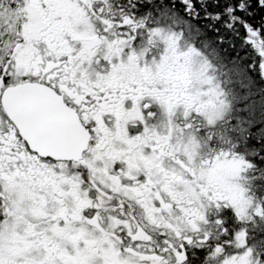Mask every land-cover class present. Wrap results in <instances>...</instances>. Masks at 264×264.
<instances>
[{
    "label": "snow or ice",
    "instance_id": "6c2138e0",
    "mask_svg": "<svg viewBox=\"0 0 264 264\" xmlns=\"http://www.w3.org/2000/svg\"><path fill=\"white\" fill-rule=\"evenodd\" d=\"M208 31L264 58V0H0V264H264Z\"/></svg>",
    "mask_w": 264,
    "mask_h": 264
},
{
    "label": "trees",
    "instance_id": "16d2710c",
    "mask_svg": "<svg viewBox=\"0 0 264 264\" xmlns=\"http://www.w3.org/2000/svg\"><path fill=\"white\" fill-rule=\"evenodd\" d=\"M197 45L215 46L214 61L216 67L221 69V76L226 75L228 70H230L231 81L234 82L236 90L238 92L245 91L246 94L248 93L249 101H259L263 104L262 115L259 117V115L256 114V117H259L258 120L253 123L254 126L252 124L247 126V131L243 139L247 141L248 151H251L249 144L251 142L253 143L252 152L254 158H250V160H252L255 167L251 172L255 175L260 174L264 176V77L258 70V65L264 58L260 56L255 46L250 44L241 45L239 47L229 46L228 44H218L210 31L206 33L201 43ZM238 78H242L244 85L237 83L238 80L235 81V79ZM254 104L255 103H253V105ZM253 107L256 108V105Z\"/></svg>",
    "mask_w": 264,
    "mask_h": 264
},
{
    "label": "flooded vegetation",
    "instance_id": "af4514ba",
    "mask_svg": "<svg viewBox=\"0 0 264 264\" xmlns=\"http://www.w3.org/2000/svg\"><path fill=\"white\" fill-rule=\"evenodd\" d=\"M197 47H198V50H200L202 54L207 57V59L210 61L212 65L210 74H212L217 79V82L220 83L225 93L226 99L232 102L231 84H230L232 78L230 76V70H228V73L226 75L221 76L220 74L218 76V73H220L221 69L219 67L218 68L216 67L215 61H214V57H215L214 51L216 47L213 45H197ZM216 73H217V76H215ZM237 95L239 96L243 94H237ZM157 112H158L157 120L162 122L165 119L164 114L162 113L160 109H157ZM178 118L181 119V122H183L182 114H179ZM232 121L234 120L232 118L231 110H230L225 121L221 124H218L215 129H209V132L204 133V134L197 133L198 139L205 145V154H212L214 152H218L221 150L234 151L236 154L243 156L248 161L252 162L250 158L251 159L254 158L253 152H252L253 143L251 142L249 144L251 151L250 150L248 151L247 141L243 139L244 134L247 131V128L244 129L243 131L242 130L238 131L237 129L233 130L232 128L233 126L231 125ZM198 126L204 127V128L208 127L203 122H200ZM221 132L223 133L222 137L219 136ZM213 133L216 134L218 138L215 140H212L211 145L209 147L207 144L208 137L210 134H213ZM250 175H254L255 177L261 176L260 174L255 175L253 172H250ZM236 227H242L248 230V236H247L248 245L252 246L255 251H264L263 226L255 227L253 224H248L247 222H243L237 225Z\"/></svg>",
    "mask_w": 264,
    "mask_h": 264
},
{
    "label": "rangeland",
    "instance_id": "374dc122",
    "mask_svg": "<svg viewBox=\"0 0 264 264\" xmlns=\"http://www.w3.org/2000/svg\"><path fill=\"white\" fill-rule=\"evenodd\" d=\"M220 73H218V76ZM217 76V73L215 74ZM264 77V75H262ZM237 83L243 84L242 78L235 79ZM231 94H232V102H231V115L234 121H232V128L233 130H244L247 128V126H250L251 124L255 123L258 118L262 115V109H263V104L259 101H249L248 96L249 94L245 91L237 92L234 82L231 81ZM244 85V84H243ZM241 87V86H240ZM245 92V93H243ZM237 94H243V95H237ZM253 103H255L253 105ZM256 105V108L253 106ZM253 107V108H252ZM259 113V114H258ZM256 114L259 115V117H256ZM261 119V118H260ZM264 230V226H263Z\"/></svg>",
    "mask_w": 264,
    "mask_h": 264
}]
</instances>
